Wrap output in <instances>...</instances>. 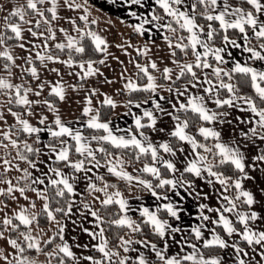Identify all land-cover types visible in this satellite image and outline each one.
I'll return each mask as SVG.
<instances>
[{"label":"snow or ice","instance_id":"snow-or-ice-1","mask_svg":"<svg viewBox=\"0 0 264 264\" xmlns=\"http://www.w3.org/2000/svg\"><path fill=\"white\" fill-rule=\"evenodd\" d=\"M121 3L0 4V264H264V0Z\"/></svg>","mask_w":264,"mask_h":264},{"label":"crops","instance_id":"crops-1","mask_svg":"<svg viewBox=\"0 0 264 264\" xmlns=\"http://www.w3.org/2000/svg\"><path fill=\"white\" fill-rule=\"evenodd\" d=\"M8 0H0V4H4V3H7ZM90 2L94 5H97L99 7H102L103 9L107 10L108 12H110L111 14H114V15H119V16H122V17H128V14H127V11H126V6H122L121 5V0H115V3H107L105 2L104 0H90ZM0 15H2V13H0ZM94 15V14H93ZM133 20L135 21V19L133 18ZM109 20H105V19H102L100 18V24L99 26L104 28L105 30V33L107 35V38L110 40V41H115V42H119L122 40L118 38V32H117V28H116V25L111 21L110 23H108ZM134 40L135 39H139V37H134L133 38ZM112 51L114 52V54L116 55H120L121 56V59H125V55L121 52H119L118 49H112ZM131 51V49H130ZM115 63V62H113ZM124 120L125 121H128L130 123V120L127 116L124 117ZM257 175L259 176V173H257ZM257 183V186L259 187V181L256 182ZM246 185L247 186H251V182H246ZM209 192H211V187H209L207 189ZM257 196L259 198V194L257 193ZM255 207L259 208L260 207V204H257ZM190 208L192 209V211L194 212H198L199 210L196 209L194 207V205H190ZM185 218L187 221H190V222H198V216H192V217H187V214H185ZM78 232V229L77 228H74L73 224L71 222H68V225H67V231H66V234H67V237L69 239H71V237L73 235H76ZM81 239H83V235L80 236Z\"/></svg>","mask_w":264,"mask_h":264},{"label":"rangeland","instance_id":"rangeland-1","mask_svg":"<svg viewBox=\"0 0 264 264\" xmlns=\"http://www.w3.org/2000/svg\"><path fill=\"white\" fill-rule=\"evenodd\" d=\"M104 1L109 3V0H104ZM121 5L124 6L122 3H121ZM93 14L95 16H98V17L102 18V19L112 21L116 25L119 39L122 38L121 33H123L125 35H128V34L131 33V29L126 24L121 22V19L124 18V17L119 16V15L117 16V15L111 14L107 10H105L102 7H99L97 5H95V7L93 8ZM125 18H128L129 20H132V22H135L133 20V18H131V17H125Z\"/></svg>","mask_w":264,"mask_h":264}]
</instances>
